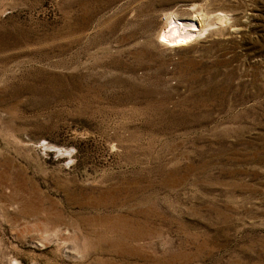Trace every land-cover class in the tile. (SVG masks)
Segmentation results:
<instances>
[{"label":"rangeland","instance_id":"374dc122","mask_svg":"<svg viewBox=\"0 0 264 264\" xmlns=\"http://www.w3.org/2000/svg\"><path fill=\"white\" fill-rule=\"evenodd\" d=\"M0 264H264V0H0Z\"/></svg>","mask_w":264,"mask_h":264},{"label":"bare ground","instance_id":"6f19581e","mask_svg":"<svg viewBox=\"0 0 264 264\" xmlns=\"http://www.w3.org/2000/svg\"><path fill=\"white\" fill-rule=\"evenodd\" d=\"M196 12H198V11H196ZM192 20H194V19H190V21H192ZM171 26L180 35H189V34H192L197 29V28L193 27L194 25L191 22H183V21H179V20L178 21L177 20L176 21H173V24Z\"/></svg>","mask_w":264,"mask_h":264}]
</instances>
